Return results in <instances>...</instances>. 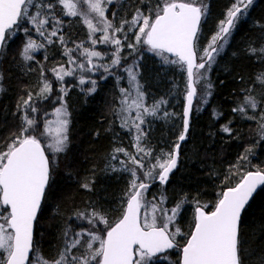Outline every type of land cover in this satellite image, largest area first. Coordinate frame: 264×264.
Returning <instances> with one entry per match:
<instances>
[{
    "label": "trees",
    "instance_id": "16d2710c",
    "mask_svg": "<svg viewBox=\"0 0 264 264\" xmlns=\"http://www.w3.org/2000/svg\"><path fill=\"white\" fill-rule=\"evenodd\" d=\"M114 1L108 9L107 18L116 27L122 21H131L137 9L154 17L157 5L161 3V0ZM42 2L54 5L51 10L44 9L45 12H52L45 25V36H40L34 28L27 34L18 31L0 52V152L7 150L11 134L23 126L21 117L27 110L18 105H22L29 93L32 94L31 106L37 109L34 119L39 126L46 123L53 109L62 106L54 88L57 83L52 70L61 65L69 68V55L65 49H71L73 57V52H79L82 42L85 41L88 48L89 34L84 18L81 15H66L57 0ZM198 3L205 8L197 43L199 62L198 51L216 32L235 0H203ZM30 11L35 13L37 8L33 7ZM57 19L61 24L57 35L51 37L52 42L49 43L46 37ZM261 25H264V0H253L210 67L202 69L209 68L206 88L202 90L201 85H196L197 96L191 110L189 130L181 143L177 166L163 185L157 179L145 180L143 172L156 162L162 150L171 152L174 144H171L170 137L177 130L181 134L186 72L178 69L176 64L165 67L154 57L142 58L135 69L149 107L161 99L167 101L161 105L157 119L156 116H147L142 125L146 133L142 146L152 149L153 155L144 158L145 168L138 169V175L142 181L149 183L146 193L151 203L158 204L161 196L167 198L163 204L166 208L175 207L181 200L186 201L176 224L171 226V229L177 226L181 229L182 235L177 236L178 244L185 240L194 225L197 202L200 206L207 205L205 210L211 211L223 190L236 184L242 172L257 168L264 170V140L259 129L261 113H264V86L257 80V76L264 73V53L259 51L264 48V28ZM129 27L125 25L123 32L127 33ZM131 35L128 34L129 37ZM29 36L44 47L32 52L33 59L26 61L20 53ZM252 48L257 51H250ZM135 57L132 55L130 60ZM184 79L186 85H183ZM45 81L52 85V90L43 97L39 93ZM59 84L65 88V83ZM122 88L128 89L124 77H110L102 72L101 81L96 83V91L88 98L86 93H80L87 87L75 80L72 81L71 92L63 97V104L69 111L67 146L53 160L51 179L34 233V246H38L42 256L49 261L64 247L66 238L63 233L69 230L68 226L78 210L86 209L88 214L92 212L90 208L93 211L97 209L109 225L123 212L125 193L132 177L129 172L121 170V162H118V158L112 159V156H121L114 152L116 148H123L135 155L136 147L135 129L121 127L118 115L122 100L118 91ZM249 94L258 101L257 108H246V115L234 112L233 109L239 107ZM165 112L174 115L165 117ZM31 113L29 111L28 115ZM253 116L255 119L248 118ZM224 126L231 131L224 132ZM29 135L40 139L41 134ZM41 142L44 144L43 140ZM247 149L252 151L247 152ZM243 155H247L246 161L240 159ZM235 163L238 167L232 172L230 169ZM114 168L117 170L114 171ZM84 184L89 187H83ZM80 221L74 231L70 230V234L82 229L85 233L97 231L87 218ZM87 239L85 235L77 250L84 251ZM239 240L243 264H264V189L259 188L242 211ZM48 249L51 251L49 254ZM166 255L170 259L176 258L173 251ZM154 258L150 264H174L167 258Z\"/></svg>",
    "mask_w": 264,
    "mask_h": 264
},
{
    "label": "snow or ice",
    "instance_id": "6c2138e0",
    "mask_svg": "<svg viewBox=\"0 0 264 264\" xmlns=\"http://www.w3.org/2000/svg\"><path fill=\"white\" fill-rule=\"evenodd\" d=\"M57 2L63 7L66 15L81 14L78 11L77 0H57ZM83 3L88 8V13L84 14V22L89 29L92 44L105 43L115 46L111 65H100L104 67L105 72H108L109 67L117 66L121 62L122 44L117 34L124 31L125 25H131L128 31L138 29L134 33L135 44H128V48L135 51L136 45L142 43L147 46L148 51L160 56L164 63L179 65L186 72L183 131L173 150L162 153L163 159L157 156L156 163L143 172L145 180L158 179L163 185L177 166L180 142L186 139L189 130L190 112L193 100L197 96L196 85L202 79L201 70L210 67L215 55L223 48L221 41L226 42L238 19L248 12L253 0H235L226 18L220 21L218 31L212 36L209 45L200 56L202 61L200 63H197V43L200 39V25L205 8L199 5L197 0H161L154 17L151 13L146 15L137 9L132 20L122 21L119 27L114 26L105 16V0H83ZM33 7L37 8L35 13L30 11ZM53 8L52 3H43L42 0H0V49L6 47L18 31L22 30L25 34L29 32V29L23 26L25 23L32 25L40 36H45V25L48 24V17L52 16V12H45L44 9ZM91 13L99 18L98 23H94L93 19L89 18ZM60 24L61 21L57 19L52 31L48 33L46 38L49 43L52 42L50 38L57 35ZM261 27L264 28V25ZM98 31L103 32L99 41L93 38V34ZM60 39L63 41L62 36ZM43 47V44H38L29 36L20 55L26 61L31 60L33 59L31 53ZM65 51L69 55V63L75 64L76 61L71 56L72 50L65 49ZM250 51L257 50L252 48ZM259 51L264 53V48ZM166 53L172 54L175 59H170ZM81 55L87 57V71H94L97 65L93 58H102L103 54L94 49L84 48ZM205 57L207 61L204 60ZM76 67L84 70L85 64L80 63ZM52 71L60 81H63L65 76L74 75V69L66 70L63 65ZM126 71L131 88L120 90L122 100L118 115H120L121 127L135 129L136 154L129 153L123 148L114 149L115 153H123L127 157L126 161H121V170L129 172L132 177L129 189L125 193L127 202L123 207L121 218L114 225H109L108 220L96 211L88 214L79 213L78 216L87 218L90 224L94 225L97 221L105 224L106 234L100 235L92 230L85 233L82 229L72 233L70 237V230H65L64 247L55 259L49 261L39 254L34 247V222L38 219L42 201L46 196L53 159L46 154V148L41 140L35 135L28 134L36 125V120L29 118L26 111L21 117L23 126L20 134L12 139L6 151L0 152V264H31L30 253L33 251L37 252L36 264H150L157 254L177 247L176 237L182 235L181 229L177 226L172 232L170 227L176 224L182 205L186 201H179L169 210L163 207L167 198L161 196L158 204L151 203L150 213L145 212L142 217V209L148 208L150 203L145 199L149 183L142 181L138 175V169L145 168L144 158L153 155L152 149L142 146L146 136L142 128L145 117L157 116L161 105L167 101L161 99L150 107L146 106L145 93L137 81V73L133 70V66H129ZM257 80L264 86V73L257 76ZM79 83L80 85L86 83L84 75L79 77ZM90 83L92 87L87 90L88 93L96 91L97 82L91 80ZM51 90L52 85L45 81L39 95L43 96ZM61 91L66 93L65 89ZM60 99L62 101L63 96ZM31 101L32 94L29 93L28 98L18 107L30 109L35 113L37 109L31 106ZM257 106L258 101L249 94L233 111L246 115V108L255 110ZM133 110L135 116L130 115ZM55 113L57 127L53 140L47 145L52 157L63 152L68 141L69 120L66 106L62 104L60 108L55 109ZM169 115L174 114L164 113L165 117ZM248 118L255 119L254 116ZM50 124V121L46 123L45 133L53 135ZM259 129L261 139L264 140V113H261ZM223 131L230 132L231 129L224 126ZM112 158L116 159V156ZM240 159L246 161L248 157L243 155ZM83 187L88 188L89 185L84 184ZM258 188L264 189V170L257 168L254 171L242 172L240 181L235 186L227 187L220 194L211 211L205 210L207 205L200 206L197 202L194 226L190 230V235L186 236L178 264H243L239 224L242 211ZM85 235L88 238L87 251L80 256L71 255L83 243ZM96 243L99 244L98 247L95 246Z\"/></svg>",
    "mask_w": 264,
    "mask_h": 264
},
{
    "label": "rangeland",
    "instance_id": "374dc122",
    "mask_svg": "<svg viewBox=\"0 0 264 264\" xmlns=\"http://www.w3.org/2000/svg\"><path fill=\"white\" fill-rule=\"evenodd\" d=\"M198 2H202L203 0H197ZM105 2H106V9H105V16L107 17V14H108V9H109V7L115 2L114 0H111V2H107V0H105ZM77 3H78V11L81 13L80 15L84 18V14H87L88 13V8H87V5L86 4H84L83 3V0H77ZM199 5L201 4V3H198ZM205 13V12H204ZM89 18H91V19H93V21H94V23H98V20H99V18L98 17H96L95 16V14L94 13H91V14H89ZM226 18V17H225ZM224 18V19H225ZM108 19V18H107ZM223 19V20H224ZM109 21H111L112 22V20L109 18L108 19ZM86 24V23H85ZM220 24V23H219ZM24 27H27L29 30H31L32 28H33V26L32 25H29L28 26V24L27 23H25L24 25H23ZM98 26L99 27H102V25H100V24H98ZM86 27H87V25H86ZM130 27H131V25H130ZM218 27H219V25H218ZM218 27H217V30H216V32L218 31ZM87 30H88V34H89V29H88V27H87ZM136 31H138V29H133L132 31H128L127 33H124V32H121V33H118L117 34V36H118V38H120L121 39V44H122V47H121V53H120V56H121V62H120V64L119 65H117V66H114V67H109V70H108V72H105L104 71V67H102V66H100V65H104V66H108V65H111V63H112V53L115 51V46H113V45H111V44H105V43H97V44H95V45H93L92 44V42H91V40H90V38H89V43H88V48L89 49H94V50H96V51H99V52H101L103 55H102V58H93V60H94V63L97 65V68L94 70V71H87V57L86 56H84V55H80L81 56V58L79 59V58H77V56H73V58L75 59V61H76V63L75 64H72V63H70V66H69V68L68 69H75V71H77L78 72V74H82V75H84L85 76V78H86V84H87V89H86V94H92V93H87V90L89 89V88H91V83H90V81H89V79H91V80H95L96 79V77L99 75V73L100 72H104V74H106L107 76H110V77H124L125 78V80H126V83H127V86H128V89H130L131 88V84H130V81H129V75H128V72L126 71V69L129 67V66H133V70L134 71H136L135 69H136V67H138V63L142 60V58H146V57H154V59L155 60H157V62L159 63V64H162L163 66H173V65H175V64H166V63H164L163 62V60H162V58L160 57V56H157V55H155L153 52H150V51H148V49H147V46H145V45H143L142 43L141 44H138V45H136V50L134 51L133 49H130V48H128V44H135V35H134V33L136 32ZM23 32V31H22ZM215 32V33H216ZM132 34L130 37L128 36V34ZM214 33V34H215ZM213 34V35H214ZM212 35V36H213ZM103 36V32L102 31H98V32H95L94 34H93V38H95L96 40H100V38ZM211 38L212 37H210L207 41H206V43L204 44V46H202L201 47V49L198 51V56H199V58H200V56H202L203 55V53H204V49L209 45V43H210V40H211ZM227 41V40H226ZM221 43H225L224 41H221ZM221 51V50H220ZM219 51V52H220ZM218 52V53H219ZM132 55H135L136 57L133 59V60H130V57L132 56ZM217 56V54L215 55V57ZM170 59H175V58H170ZM128 60L130 61L129 63H128ZM80 63H84L85 64V69L84 70H81V69H79V68H77L76 67V65L77 64H80ZM212 63V62H211ZM179 66V65H178ZM77 69V70H76ZM178 69H180L181 70V68H180V66H179V68ZM67 70V69H66ZM208 72H209V68L207 69V70H201V74H202V79L200 80V82L198 83L199 85H201V88H202V90H205V88H206V79H207V75H208ZM78 74H76L75 72H74V75H72V76H65L64 77V80L63 81H60V80H58L57 78H56V76H55V74L53 75L54 76V78H55V81H56V85L54 86V88L57 90V92H58V94H59V96L61 97V96H63V94H64V92H62L61 90L63 89V87H62V85H60L59 84V82H63V83H65L66 81H68V80H73L74 78H77L78 76H80V75H78ZM67 86L69 85V83L68 84H66ZM183 85H186V81H185V79H184V84ZM55 89H53V90H55ZM185 91H186V88H185ZM185 91L183 92V94L185 95ZM55 92V91H54ZM46 94V93H45ZM45 94L43 95V97L45 96ZM118 94H119V96L120 97H122V94H121V91L119 90L118 91ZM133 95H134V92H133ZM43 97H41V98H43ZM60 103H64L63 102V100L61 101V99H60ZM64 105V104H63ZM145 105L146 106H149V104H147V102H146V99H145ZM61 106H57L55 109H57V108H60ZM55 109H53V111H52V113L50 114V117L48 118V120L46 121V123L47 122H51V124L49 125V127L53 130V135H48V134H46L45 133V126H46V123L45 124H43V125H38V124H36L35 126H34V128L32 129V130H30L29 131V133L28 134H34V133H38V134H41L40 135V139L41 140H43V142H44V146H45V148H46V150H47V145L53 140V136H54V132H55V129H56V127H57V124H56V121H57V115H56V113H55ZM27 111H28V113H29V109H26ZM42 114H44V113H42ZM130 115L131 116H135V110H133L131 113H130ZM34 116H35V114L34 113H31L30 114V116H29V118H34ZM147 117V116H146ZM146 117H145V119H146ZM67 118H69V114H68V117ZM156 119L158 118L157 116L155 117ZM18 131H19V133H18ZM20 131H21V129L20 130H16V132H13L12 134H11V137H10V143H11V141H12V139L15 137V136H18L19 134H20ZM18 134V135H17ZM42 134H44V135H42ZM47 152L48 153H50L51 155H52V153L50 152V151H48L47 150ZM162 153H169V151H165V150H162L160 153H159V155H157V156H161V158L163 159V157H162ZM59 153H57L56 155H55V157H53V160L57 157V155H58ZM121 154V156H119V157H117L116 156V154L115 155H113V156H116V158H118L117 160H118V162H121V161H126L127 160V157H125V155L123 154V153H120ZM112 156V157H113ZM122 156H124V157H122ZM113 159V158H112ZM154 163H156V162H154ZM154 163H151L150 165H152V164H154ZM236 167H238V164L237 163H235L234 164V167H232L231 169H230V171H234V169L236 168ZM156 174H158V170H157V173ZM145 199H146V201H148V202H150L149 203V206H148V208H146V209H142V211H141V216L143 217V215L145 214V212H149L150 213V210H151V200L147 197V193H145ZM164 207V206H163ZM164 208H166V207H164ZM166 209H171V208H166ZM170 214V213H169ZM93 225V224H92ZM94 227H96L97 228V233L98 234H100V235H105L106 234V225L105 224H103V223H100L99 221H97L94 225H93ZM170 231H172V232H174L175 231V228H173V229H171V227H170ZM188 235H190V233L188 234ZM185 241H186V238H185V240H183V241H181V243H179V246H181L182 244H184L185 243ZM176 242L178 243L179 241L177 240V237H176ZM95 246L96 247H98L99 246V244L98 243H96L95 244ZM35 249H37L38 250V252H39V254L42 256V254H41V251H40V248L37 246V247H35ZM87 251V246H86V248L84 249V253ZM174 253H176V258L174 259V258H172V259H170V256L169 255H164V256H160V259L161 258H167V259H169V260H172L171 262L173 263L174 262V264H178V261L180 260V247L179 248H177V249H175L174 251H173ZM36 255H37V252L36 251H34V254H33V259H32V261H31V264H36V262H35V258H36ZM73 256H76L75 254H73ZM44 259H46L44 256H42ZM71 257H69V259H70ZM156 258H153V260H155ZM47 260V259H46Z\"/></svg>",
    "mask_w": 264,
    "mask_h": 264
},
{
    "label": "flooded vegetation",
    "instance_id": "af4514ba",
    "mask_svg": "<svg viewBox=\"0 0 264 264\" xmlns=\"http://www.w3.org/2000/svg\"><path fill=\"white\" fill-rule=\"evenodd\" d=\"M80 49H79V52L78 53H76V52H73V55L74 56H77V58H81V53L83 52V49L84 48H86V46H85V41L84 42H82L80 45ZM68 69V68H67ZM77 70V69H76ZM74 72L76 73V74H78V72L77 71H75V69H74ZM78 75H82V74H78ZM80 76H78L77 78H74L73 80H75V81H78L79 82V77ZM101 79H102V72H100L99 73V75L96 77V79H95V81L97 82V81H101ZM73 80H68V81H66L65 82V88L63 87V89H65L66 90V93L64 92V94H63V97H65L66 95H68L70 92H71V85H72V81ZM89 81H91V79H89ZM69 83V85L67 86L66 84H68ZM83 86H85V87H87V84L85 83ZM91 87H92V84H91ZM86 89H84L83 91L82 90H80V93H83V94H85V91ZM67 112H68V114H69V111L67 110ZM181 116H182V114H181ZM42 143V142H41ZM42 145H44L43 143H42ZM46 154H48L49 155V157L51 158V159H53V157H52V155L50 154V153H48L47 152V150H46ZM53 167V166H52ZM86 209H84L83 210V213H85L86 214V211H85ZM90 210L91 211H93V209L92 208H90ZM95 211L97 212V209H95ZM120 218V217H119ZM119 218H117L116 220H114V222L112 223V225H114L118 220H119ZM80 223H78V225H79ZM78 232V231H77ZM34 233H35V226H34ZM35 247V246H34ZM85 249V248H84ZM181 249V248H180ZM172 252V251H171ZM33 254H34V251L32 252V256L30 255V260L32 261V259H33ZM59 254V252H56V254L54 255V258H56L57 257V255ZM73 254H75L76 256H80V255H82V254H84V251H81V250H77V248L71 253V255H73ZM180 254H181V251H180Z\"/></svg>",
    "mask_w": 264,
    "mask_h": 264
},
{
    "label": "bare ground",
    "instance_id": "6f19581e",
    "mask_svg": "<svg viewBox=\"0 0 264 264\" xmlns=\"http://www.w3.org/2000/svg\"><path fill=\"white\" fill-rule=\"evenodd\" d=\"M137 4V3H136ZM135 4V5H136ZM168 56V55H167ZM168 57H170V56H168ZM170 58H175V57H170ZM198 62V61H197ZM200 62V61H199ZM86 91V90H85ZM87 93H88V91H87ZM82 94V93H81ZM80 94V95H81ZM76 95V94H75ZM87 98L90 96V94H87V95H85ZM78 98V97H77ZM82 98V97H81ZM195 99H196V97L194 98V100H193V104H194V101H195ZM184 104H185V102H184ZM193 106V105H192ZM183 108H184V105H183ZM192 110V109H191ZM182 112H183V109H182ZM154 123V122H153ZM181 123H182V119H181ZM237 126V125H236ZM176 131V130H175ZM182 131H183V129H182ZM181 131V132H182ZM234 134H236V133H234ZM179 136H180V133L178 132V130L170 137V140H171V144H174L173 146H172V150H173V148H174V146L176 145V143H177V141H178V138H179ZM260 137V136H259ZM183 141H181L180 142V144L182 143ZM171 146V145H170ZM170 149H171V147H170ZM169 149V150H170ZM86 205V204H85ZM85 205H84V207H85ZM82 206V205H81ZM90 206V205H89ZM91 207H93V206H91ZM86 211V210H85ZM79 213H83V211H80V210H78V212H77V214L75 215V217H74V219H73V221L69 224V230H75L77 227H78V223H80L81 221V219H83V218H81V217H79L78 216V214ZM67 230V229H66ZM73 230V231H74ZM63 233V232H62ZM62 233L60 234V235H62ZM64 234V233H63ZM71 235V234H70ZM62 237V236H61ZM55 238V237H54ZM63 238V237H62ZM70 238V237H69ZM41 239L43 240V238L41 237ZM45 240L47 239V238H44ZM65 239V238H64ZM53 240V239H52ZM60 240V239H59ZM57 241V240H56ZM64 241V240H63ZM59 243V242H58ZM57 243V244H58ZM49 244V243H48ZM48 244H47V248L49 247L48 246ZM61 244L63 245V243H62V241H61ZM60 245V244H59ZM59 245H57V246H59ZM53 246V245H52ZM64 246V245H63ZM62 246V247H63ZM59 247H61V246H59ZM51 248V247H50ZM54 248V247H53ZM60 249H62V248H60ZM46 250V249H45ZM49 250V249H48ZM53 250V249H52ZM50 251V250H49ZM47 252L48 254L49 253H51V251L50 252ZM58 251H60V250H58ZM57 251V252H58ZM54 253H52V255H53ZM52 255H51V257H52ZM58 256V255H57ZM55 259V258H54Z\"/></svg>",
    "mask_w": 264,
    "mask_h": 264
},
{
    "label": "water",
    "instance_id": "95a60500",
    "mask_svg": "<svg viewBox=\"0 0 264 264\" xmlns=\"http://www.w3.org/2000/svg\"><path fill=\"white\" fill-rule=\"evenodd\" d=\"M0 50H1V49H0ZM166 55H168V56H170V57H173L172 54H167V53H166ZM204 60L207 61V57H205ZM200 62H202V61H200ZM200 62H197V63H200ZM183 111H184V108H183ZM190 115H191V112H190ZM182 129H183V112H182ZM180 147H181V144H180ZM179 149H180V148H179ZM173 170H174V169H173ZM173 170H172V171H173ZM249 171H254V170H249ZM169 175H170V174H169ZM157 181H159V180L157 179ZM239 181H240V180H239ZM237 183H238V182H237ZM237 183H236V184H237ZM234 186H235V185H234ZM258 189H259V188H258ZM258 189H257V190H258ZM224 190H225V189H224ZM254 194H255V193H254ZM250 199H251V198H250ZM249 201H250V200H249ZM126 202H127V201H126ZM125 205H126V204H125ZM121 216H122V215H121ZM120 218H121V217H120ZM34 225H35V222H34ZM182 247H183V246H182ZM182 247H181V249H182ZM172 249H173V248H172ZM181 249H180V250H181ZM169 250H171V249H168V250H166V251H169ZM166 251H165V252H166ZM165 252H164V253H165ZM30 254H31V253H30ZM161 254H162V253H161ZM157 255H160V254H157ZM180 257H181V254H180Z\"/></svg>",
    "mask_w": 264,
    "mask_h": 264
}]
</instances>
